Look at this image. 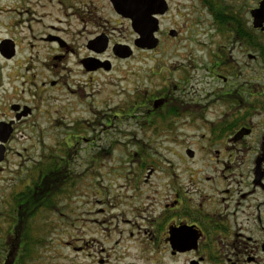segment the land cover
Masks as SVG:
<instances>
[{
    "label": "flooded vegetation",
    "instance_id": "obj_1",
    "mask_svg": "<svg viewBox=\"0 0 264 264\" xmlns=\"http://www.w3.org/2000/svg\"><path fill=\"white\" fill-rule=\"evenodd\" d=\"M20 1L21 7L0 6V14L8 15L1 26L31 29L35 24L40 31L22 56L14 34L0 38V145L6 141L0 161V236L7 238L10 252L23 247L16 239L20 222L26 223L24 232L44 235L47 217L61 208L65 173L79 195L85 193L82 186L96 188L92 194L102 197L97 203L122 208L111 216L113 229L103 228L105 237L115 235L108 246L87 238L90 230L74 231L70 247L77 259L86 256L93 264H264V0H139L147 17L157 20L153 49L135 45L140 35L132 19L118 12L112 0H98L103 5L39 0L35 6L41 13L27 5L32 0ZM176 8L177 13L185 9L202 15L199 24L208 37L189 40L204 53L197 59L183 55L185 64L167 66L154 57L155 67L145 72L151 89L135 88L110 110H96L87 101L94 98L96 76L112 73L136 50L156 51L167 38L177 39V28L163 27ZM124 23L132 38L116 35ZM119 45L133 52L121 57L114 51ZM163 67L167 74H161ZM73 68L85 81L70 79ZM70 94L78 102H69ZM76 103L92 117L71 118ZM130 120L148 125L154 134L166 132L172 141L184 137L190 123L197 124L200 149L187 148L180 164L168 165H147L149 160L135 151L130 161L139 158V164L103 171L95 163L120 142L104 134L112 125L121 130V122ZM19 141L33 143L23 153L14 151L12 144ZM12 154L18 155L17 163ZM115 179L123 180L122 195L111 191L109 181Z\"/></svg>",
    "mask_w": 264,
    "mask_h": 264
},
{
    "label": "rangeland",
    "instance_id": "obj_2",
    "mask_svg": "<svg viewBox=\"0 0 264 264\" xmlns=\"http://www.w3.org/2000/svg\"><path fill=\"white\" fill-rule=\"evenodd\" d=\"M95 1L96 5L102 3L98 0ZM176 1L178 2V0H175V2ZM36 2H39V0H32L27 5L35 9L36 12L38 11V13L43 12L44 10L40 9V6H35ZM45 2V0L41 1V3ZM180 2L191 4L190 0H180ZM22 5L24 4L20 0H0L1 7H21ZM176 10L178 9L176 8L174 13L169 14L168 17L164 19L163 27L165 29H168L170 26L177 28L180 32L177 39L167 38L161 45H159L156 51L136 50L133 58L127 60L126 62H119L117 64V69L112 73L108 75L96 76L97 79L95 78L94 98L89 97L87 99L88 102H93V104L98 108L96 110H110L127 98L128 94L134 91L135 88L151 89L153 84H149V80H147L146 76L147 73L145 72L155 67V58L159 59V64H164L166 66L169 64L178 65L186 63L184 58H182L183 55L190 54L197 59V57L199 58V56L204 53L203 47L198 45L197 41L189 40H200L208 37L203 35V26L201 23L199 24V20H202V15H200V13H192L185 9H180V12L177 13ZM7 16L8 15L5 13L0 14V20L6 21L5 19H7ZM35 16H39V14L36 13ZM114 25L115 24L113 23L112 26ZM39 27V25L33 24L31 29L23 25L12 28H3L0 22V38L14 34L21 41V53L19 56L27 55V45L29 40H33V37L38 35V32L40 31ZM121 28V31H116L117 36L123 37L125 34L127 38L133 37L130 35L128 23H124ZM168 56L170 60H168ZM163 68L164 69L161 74H167L164 72L165 67ZM76 71H78V69L73 68L72 73L70 74L72 77H70V79L85 81V77H82L79 73L76 74ZM135 73L139 76V78L138 76H134ZM197 73H195L196 78H198ZM179 74L180 71L175 72L172 78L178 80ZM194 80L195 79H192V82ZM17 87L18 90L21 91L22 86L20 82L17 83ZM66 97L69 102H78V99H76V97L72 94L66 95ZM76 105L77 109L68 113L71 118L83 116L92 117L91 115H87V112H82L83 106L77 103ZM52 116L53 118H56L57 115L54 113ZM116 124H118V121H116ZM115 126L116 125H112L109 127L104 136H109L112 140H119V144H115L109 153L100 157L95 163V165H102L103 171H107L111 167L113 170V168L123 165H137L139 164L137 159L142 157V155L145 156L144 161L149 160L145 162L147 165H152L153 163L168 165L171 164V162L173 164H180L179 160H181V155L184 154L185 149H200L199 129L197 124L190 123L185 127V136L179 138L180 140L173 141L167 138V134H165L166 132L164 133L165 136L159 135L158 133L154 134V131L148 125H136L132 120H130V122H121V130L119 131L116 130ZM51 134L52 132L47 133V136H49L47 137V140L53 143V139L50 138ZM32 143L33 142L31 141H19L14 142L12 145L14 151L18 150L24 153L23 148H29ZM109 145L110 142H107L103 145V148L104 146L108 147ZM135 151H140V156L139 158H133V160L130 161V154ZM11 158L12 160H15L13 163H17V154H12ZM15 166L17 165L15 164ZM4 175L6 176L7 174ZM109 175H111L114 179L115 176L110 173ZM109 182L113 184V187L111 188L112 192L120 195L123 194L120 185L123 180L115 179L113 182ZM81 188L85 193L79 195L74 191L73 187L70 186L68 194L66 197L62 198L60 210H58L57 213L52 211L53 214L47 217L46 229L44 233V238L47 242L45 241V243H42L40 246L35 248L33 254L34 257L37 258L35 260V264H76L75 261H77V264H93L92 258H85L86 256L80 255L78 257L79 259H77L76 254L72 251L70 243L75 230H90L87 238H97L101 241V244L104 247L110 245L107 241L115 239V235L110 236V238L105 237L106 233L103 231V228L113 229V224L115 222L113 223V221L110 220L111 216L113 214L120 213L122 208H113L108 204L102 205L97 203V200L102 197L101 195H93V191H97L96 188L91 189L84 186ZM121 200L125 201L124 196H122ZM102 208H104L105 211L101 212L100 210ZM76 219L78 220L77 222ZM93 219L98 220L99 222H94ZM104 220H106V222H102ZM79 235L81 234L79 233ZM6 240L7 238L5 236H0V244L4 243ZM1 247L2 246H0V255L2 252Z\"/></svg>",
    "mask_w": 264,
    "mask_h": 264
},
{
    "label": "water",
    "instance_id": "obj_3",
    "mask_svg": "<svg viewBox=\"0 0 264 264\" xmlns=\"http://www.w3.org/2000/svg\"><path fill=\"white\" fill-rule=\"evenodd\" d=\"M115 8L118 12L130 17L133 21L132 25L136 32L139 33V38L136 40V46L141 48H156L158 45V39L154 36V32L157 30L156 18L151 20L147 17L148 13L146 10L141 9V3L139 0H112ZM165 12V9L161 11ZM154 21V23H153ZM172 35L176 32L172 30ZM115 53L121 57L129 56L133 51L127 45H119L114 49ZM0 145V161L3 159L5 148L4 143Z\"/></svg>",
    "mask_w": 264,
    "mask_h": 264
},
{
    "label": "trees",
    "instance_id": "obj_4",
    "mask_svg": "<svg viewBox=\"0 0 264 264\" xmlns=\"http://www.w3.org/2000/svg\"><path fill=\"white\" fill-rule=\"evenodd\" d=\"M65 176H67V174L63 173V197H66L70 190V184H67V177L65 178ZM17 229L19 232L18 236L20 237H16V239L21 240V245H23V247L20 251L18 250L17 252L14 251L11 253V248L7 247L8 245L6 246L5 243L0 244V246H2L0 264H35V260L37 258L34 257L33 254L35 248H37L40 245L41 241L44 239V235H42L40 232H33L32 230L29 233L24 232L27 229L26 223L24 222H20Z\"/></svg>",
    "mask_w": 264,
    "mask_h": 264
}]
</instances>
